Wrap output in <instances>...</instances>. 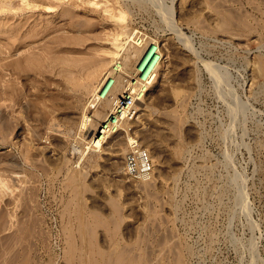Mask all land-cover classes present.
<instances>
[{"label": "rangeland", "instance_id": "374dc122", "mask_svg": "<svg viewBox=\"0 0 264 264\" xmlns=\"http://www.w3.org/2000/svg\"><path fill=\"white\" fill-rule=\"evenodd\" d=\"M81 1L25 6L17 16L0 13V23L29 19L54 28L46 39L38 37L36 51L50 46L46 40L54 33L68 36L58 57L108 59L103 50L112 47L115 20L101 9L105 0H95L97 6ZM116 1L108 5H127L132 36L144 43L133 67L118 76L122 86L128 90L157 71L140 106L134 102L135 112L105 132L111 134L107 151L126 152L112 157L90 151L82 158L74 153L83 142L67 140L66 134L91 98L64 81V93L62 86L48 89L59 92L53 104L37 103L29 124L19 119L27 126L19 124L9 136L19 149L4 144L0 131V175L9 168L5 174L19 199L0 200V264H109V254L137 245L146 258L151 245L170 248L184 264H264V77L252 71L258 59L264 61V6L232 0L235 8L224 10V17L216 2L206 0ZM159 7L172 11L173 27ZM238 21L243 26L236 27ZM132 46L130 39L118 64ZM115 76L109 77L106 97ZM34 92H28L33 103ZM185 93L188 99L181 100ZM112 114L99 128L113 123ZM123 121L128 123L120 127ZM26 134L43 140L33 142ZM21 144L22 152H29L22 154ZM170 258L166 264H175Z\"/></svg>", "mask_w": 264, "mask_h": 264}, {"label": "bare ground", "instance_id": "6f19581e", "mask_svg": "<svg viewBox=\"0 0 264 264\" xmlns=\"http://www.w3.org/2000/svg\"><path fill=\"white\" fill-rule=\"evenodd\" d=\"M54 1L63 0H19V3L24 4V6L21 7L16 6L13 3L14 0H0V13H7L11 14L12 16H17L19 14L18 11L22 10L25 6H32L34 8L37 5H46L50 8L56 5ZM110 1H113L115 4H119V2H117L116 0H105V5L103 6V8H101L103 12L108 13L109 18L115 20L116 23L114 31L110 34V42L112 47L103 50V53L107 56L108 59L105 58V60L103 61H95L94 59L86 61H73L64 58V56H56L55 54L63 53V51L65 50L64 46L62 47V44L68 43V36H57L53 35L54 33L49 39L46 40V42H49L50 46H46L47 44H45L44 47H40L39 50L36 51L37 44L39 43L38 37L41 39H46L47 34L50 33V31H56L54 28H41L38 24H31L32 21H30L29 19H25L24 22L19 21V23H17L16 25L10 24V21L7 23H0V131H2V135L4 136V141L2 140L4 144H11L17 147L19 142H17V140L14 141L15 138H12L13 140H10L9 136L11 135V132H13V129L16 128V126H18L19 124H23L24 121L21 123L19 122V119H21L22 117V119L26 122L32 114L31 108H37V103H40L41 105L47 107L50 102L51 104H53L55 101L54 97L57 98L58 96L55 95L56 92L54 93L51 91V93H49L48 89L52 90L53 85L61 87L64 81L67 86L64 84L62 88H65V86L68 87V85H72L74 87L73 90L75 88L76 90L84 89L87 91L88 95L91 98V100L87 104V107L83 109V112L77 123H75L72 129L66 134L65 139L67 140H78L80 142H83L84 146L83 148H81V150L79 148H73L74 153H79L81 158L90 151L101 153L100 155L109 154L112 157H118L125 154L126 151L124 148H118L117 153L107 151L108 149L106 145L109 143L111 134L108 132L110 135L108 134L106 136L105 131H101L99 127L100 123L105 121L109 117L110 113L114 112L116 103L121 98H123L124 92L127 90V86H122L120 79H118V76H121V74L124 73L125 70L133 67L135 60L137 59V57H139V54L143 49L144 43L139 38V36H136L135 34H133L132 36V33L134 32L132 30L133 28H130L127 5L122 4L118 7H112L108 5ZM208 1L216 2L221 7V12L224 17H226L227 15L226 13H223L224 10L235 8L232 0H206V2ZM251 2L254 9H260L261 6H264V0H251ZM81 3H87L95 6L98 5V2H96L95 0H82ZM76 6L79 7L78 4ZM69 10L70 9L64 8L62 12L66 14L67 12H69ZM159 11L164 22L170 24L173 27L174 21L172 19V11L170 9L165 10L162 7H159ZM22 13H24V11ZM10 19L12 18L10 17ZM229 20L232 21L231 16H229ZM229 24L230 22L228 23V25ZM238 26H243V23L241 21H238L236 23V27ZM231 34L233 38H237V36L241 35L240 33ZM130 39L133 46L131 48H128L129 54H127V56L124 58V64L122 62L118 64L116 60L119 57L121 50L125 48ZM61 40H63L64 43ZM261 41L264 44V35L261 37ZM41 51H43V53L45 54L44 56H42V54L40 53ZM12 53H14L17 57L12 58L14 56L11 55ZM205 64L216 77V79L218 81L221 80V78L223 77L221 76V73L210 67L209 63ZM252 67V71L255 77H264V61L262 59H258L257 63H255V65H253ZM155 71L156 69H153L150 73L147 74L146 82L140 85L141 91L138 93L134 92V97L138 107L140 106L141 99H143L142 90H146L147 87L154 81L157 72ZM111 75H117L115 77H117L118 80L110 90L109 95L106 97L105 93L108 90L109 77ZM86 76L88 79L84 80L88 81L84 83L83 78H85ZM64 88L59 90L61 94L64 93ZM33 90L36 91L34 93L35 97L37 98L34 103L33 100H31V102L29 99L31 98L29 97V93L33 92ZM57 93L59 94V92ZM47 95H49V97ZM32 96H34V94ZM187 96L188 94H183V96H181V100L183 98L186 99ZM185 102L186 101H183L181 104L185 105ZM240 107L242 108V110L240 111H243V107ZM237 109H239V107ZM28 121L29 122H27V124L30 123V120ZM49 123L50 124L48 125L51 126L53 122ZM126 123L128 122L123 121L122 123H120V127L125 125ZM50 126L49 128L52 127ZM28 128H30V125ZM29 130L30 129H28V131ZM97 132L99 133V136H96ZM28 135L26 134V137ZM33 135V142L35 140H39V143L42 142L43 138L39 137L37 139V136L35 134ZM31 137L28 136L27 138L29 139ZM7 139H9V141ZM45 139L47 140L48 137H45ZM129 142L134 143L132 138H129ZM25 146L21 148V152L22 149L25 148ZM27 146H29L28 143ZM20 147L17 148L19 149ZM28 148L33 149L34 147L33 145H30ZM25 151L27 152L28 150ZM6 157L7 156L4 153L3 159L6 160ZM25 158H28L27 154ZM79 164L80 163L78 162V164L74 165L73 168L80 167ZM7 169L9 170V168ZM7 169L5 167L2 168L1 170H3L4 172L0 175V200L2 202L4 201L6 204L11 203L12 200L13 203L19 200L17 198V195L15 194L16 188L13 183L14 181L12 182V180L9 179L8 175L5 174V171H7ZM12 171L13 174H15L18 173L19 170L17 171V169L13 168ZM146 183L147 181L143 180L140 187L144 188ZM153 214L154 213L152 212V214L150 215L153 216ZM151 217H149L150 220H152L153 218ZM141 234L142 236H145V231L142 230ZM143 238L144 237H142V239ZM150 248L149 258H146V256L143 255L142 249L139 245L130 249L129 252H124V254L119 255L118 252L117 254L115 252H112L111 254H109L111 255L110 258H112L109 264H166L169 261L170 256L171 258H175V264H184L181 259V255L177 254V252L174 253L170 248L167 249V247H155L157 249H154L152 245ZM105 260L103 262H105ZM95 263L96 262L86 261L82 262L81 264Z\"/></svg>", "mask_w": 264, "mask_h": 264}, {"label": "built area", "instance_id": "2783aa9c", "mask_svg": "<svg viewBox=\"0 0 264 264\" xmlns=\"http://www.w3.org/2000/svg\"><path fill=\"white\" fill-rule=\"evenodd\" d=\"M152 71V70H151ZM151 71H149L148 73H150ZM145 82L147 80V75L145 78ZM145 82H135L134 85H132V87H130L127 91H125L123 97H125L123 100L120 99L119 102L116 103L115 108H114V112L111 115V117L115 120H113V123L110 124H105L103 128H100L101 131H105L107 132L109 129L113 128V126L121 121L124 120L128 115H131L135 112V105L134 102L136 103L135 97H134V92H140V85L145 83ZM144 91L142 90V93ZM100 131V132H101Z\"/></svg>", "mask_w": 264, "mask_h": 264}]
</instances>
